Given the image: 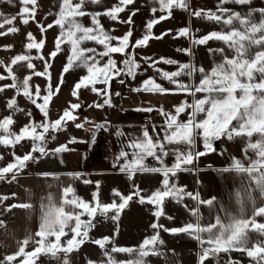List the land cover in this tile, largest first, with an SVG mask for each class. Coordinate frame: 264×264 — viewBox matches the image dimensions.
Returning <instances> with one entry per match:
<instances>
[{
	"label": "snow or ice",
	"instance_id": "snow-or-ice-1",
	"mask_svg": "<svg viewBox=\"0 0 264 264\" xmlns=\"http://www.w3.org/2000/svg\"><path fill=\"white\" fill-rule=\"evenodd\" d=\"M6 3L15 6L14 0H5ZM38 0H18L19 11L16 15H5L0 12V36L17 33L19 29L14 26L17 17L21 23L28 24L30 19H35ZM159 10L166 15H161L157 19L148 21L146 28L149 30L141 38L131 41L133 30H129L121 37H113L109 30H106L100 22V17L107 16L113 21L134 24L133 16L139 9H133L126 21H121L119 14L128 10V7L134 5L135 0H118L111 7H105L104 10L96 12L86 11V5H103V0H60L59 10L56 13L57 18L46 26L39 25L42 32L51 29L54 25L58 26L60 31L55 39L54 50L49 53L51 59L64 51L62 44L69 46V53L66 57V64L63 66L59 83L55 89L51 83L52 74L49 69L52 65L43 55L35 57L44 62V71H36L33 64L34 57L30 54L32 49L40 50L45 45V40L36 41L31 32L27 34L28 43L25 49L28 54L21 53L5 63L0 59V67L4 68V73H0V81L10 79L11 84L0 85V93L5 89H15L16 94H22L42 113L44 120L37 122L30 119L29 123L22 126L19 132L12 131L11 126L15 123L13 115H8L0 119V146L12 147L20 145L21 141H31V149L24 155H17L12 152L13 161L0 167V180H5L8 174H11V180H16L17 176L27 167L28 162H39L41 157L69 151L67 144L59 145L55 149H47V134L51 130L53 133L66 130L68 122H75L78 116L75 115L81 105L79 103H69L62 114L55 121L49 119V105L54 95L60 91L64 83V74L74 68H84L86 74L83 75L74 85L71 95L79 99V90H91L97 96L103 97V103H95L89 107L102 108L111 106V81L121 75L136 77L140 64L137 62L134 50L138 47H145L152 38L162 39L167 35L168 30L160 36H153L151 29L162 20L168 19L172 15L173 8L188 10V0H157ZM228 3L241 6H249L248 11L239 12L224 7ZM252 0H219L216 11L211 9L193 10L192 15L197 18L215 21L228 28L229 31H211L206 35L197 37L190 26L182 27L176 32L178 37H188L193 46L206 45L210 40L223 42L227 49L232 52L229 56L224 48L209 49L210 52L220 53L222 60L214 63L210 70H205L202 66L197 67L193 63L181 64L176 60L161 57L159 62L166 64H177L176 71L168 72L157 69L160 75L175 85V88L168 89L158 83L153 77L142 82V85L133 89L134 91L148 93H183L192 96V102L182 101L174 106V113L167 112L162 107L158 110L164 117V123L161 131L153 136L148 127H143L142 136L131 139L127 147L132 149L131 160L129 152L121 150L117 160L123 158L124 163L120 165V172L126 173L129 179H133L137 173H151L162 176L160 187L151 191L150 194L143 193L138 185H134L135 191L124 195L118 189H113V195L119 197L120 202L115 200L112 203H101L99 194H93V202L83 200L75 193L71 186L62 190L61 201L57 204L51 194L47 196V203L41 202V215L38 230L32 234L29 233L21 241H17V251L4 256L0 264H37L41 255H51L57 257L60 252L65 253L62 264H68L67 254L74 250H79L88 238L90 228L95 225L92 221L99 214L107 216L110 211L114 212L112 220H118L121 212L137 198L141 204H149L155 208L153 215L159 219L164 213V203L167 199H173L177 202L183 200L185 196L197 201V207L192 208L191 214L195 217V222L186 223L179 228L164 229L172 234L186 233L190 238L195 239L201 248L198 254L197 264H205L209 259H217L221 253L239 251L245 253L250 258L251 264H264V223L257 221V217H264V8H251ZM155 13L157 8L153 7ZM260 19L256 20V14ZM91 17L92 25L85 26L81 22L84 16ZM238 25V27L236 26ZM196 31H199L198 29ZM117 43L113 44L112 41ZM95 42L103 47V51H97L95 47H83L86 42ZM5 50L10 49L11 45L3 46ZM132 52H129V49ZM253 49L256 51L253 52ZM178 51L192 54V49H178ZM121 54L125 57L119 67L113 54ZM107 57L105 61L104 58ZM150 67H156L158 61L152 58H145ZM33 70L29 75L21 79L17 72L21 68ZM199 72L202 76L198 84H188L178 80L182 75L193 77ZM33 76L45 77L48 81L46 94H41L39 85L35 86L33 91L30 81ZM124 83L123 80L120 81ZM103 85L100 88L97 85ZM197 93H202L201 98H196ZM119 95V93H117ZM40 100L42 102L38 103ZM7 109L13 114L17 111H24L18 108L16 98H10L6 102ZM190 110V111H189ZM137 111L151 112L153 109L143 108ZM186 113L187 120L181 121L180 114ZM31 117V112H27ZM203 115V119H198ZM75 127L82 129L84 123H76ZM94 129L99 130L104 127L102 124H95ZM156 126H152V132H155ZM120 134V133H118ZM227 137L229 140L241 138L246 141L243 152L248 158L249 163L245 165L243 161L233 158L229 167L221 169L222 172H235L248 178V188L245 189V195L237 192V204L239 211L230 212L227 208L221 206V211L225 213L224 217L217 214L215 222L202 224V216L199 212L200 205H207L209 208L214 206L215 197L201 199L199 193L185 191L184 187L178 186L173 178L181 171H188L195 161L207 154L213 149V141ZM52 135L51 139H55ZM95 137L93 136V139ZM197 138L203 142L204 151L196 150ZM76 138H71L69 143H75ZM251 151L253 157H249ZM39 153V156L34 155ZM169 155L174 157L171 165L165 163V158ZM153 158L159 164V167H149L145 161L147 158ZM0 154V160H3ZM48 175V174H42ZM76 175L79 174H69ZM90 183V181H84ZM99 185V182H97ZM254 192H258L259 203H257ZM15 197V193L12 194ZM9 199L8 196H0V203ZM250 202L252 205L251 215L245 214V204ZM13 207L31 209L30 203L10 205L5 211H10ZM70 209V210H66ZM87 215V221L81 217ZM171 219V217H169ZM0 221V225H3ZM151 227L156 230L164 226L153 223ZM71 233V238L62 242ZM255 234L259 239L253 240ZM54 237V239H52ZM105 249L104 255L106 262L101 264H147L146 257L149 254H157V244L162 245L158 232L151 237H145L138 247H120L115 246L111 237H102L91 241ZM113 243L111 250L106 249L108 243ZM31 246V250H26ZM113 253H136V258L126 261H118L112 255ZM88 264H96L95 261H89ZM228 264H240L239 261L229 260Z\"/></svg>",
	"mask_w": 264,
	"mask_h": 264
},
{
	"label": "crops",
	"instance_id": "crops-1",
	"mask_svg": "<svg viewBox=\"0 0 264 264\" xmlns=\"http://www.w3.org/2000/svg\"><path fill=\"white\" fill-rule=\"evenodd\" d=\"M188 3V10L173 8L170 18L160 21L151 29L153 36H160L168 30H172L171 32H168L162 39H150L145 47L135 48V57L140 64V69L136 77L133 79L131 76L123 75L121 79L115 78L112 80V105H106L100 109L93 106L92 115L95 116L96 122H92L91 119L89 122L80 121V123L85 124V127L82 129L76 128L75 124L74 126L66 125V130L63 134H61L62 131L55 133L51 130L49 131L48 135H55L56 138L53 140L51 137H48L47 149H55L63 144H67L69 149H71L66 151L67 160L64 159L65 161H59L60 164H63V167H58L56 164L57 157L55 159L56 165L51 162L48 164L42 163L43 161L39 159V162L31 163L33 165L32 169L29 171H22L13 183H10L11 174H8L5 180H0V196L9 193L11 205L22 203H30L33 205L31 209L13 207L11 208V216L1 220L4 222L3 225H0L1 255L6 256L17 251V241L23 240L26 235L29 233L34 234L38 230L41 215V202L43 201V203L46 204L48 202L46 198L49 194H51L55 202L59 204L63 188L71 186L75 189L76 195L80 197V192L86 190L85 187L87 183H84V181L89 179L86 176L87 174L88 177L95 178L96 187L99 190V199L101 198L102 203H112L114 200L117 203L120 202L118 201L119 197L113 195V189H118L124 195H128L135 191L134 185H138L143 189L142 194H150L151 191L160 187L162 176L159 174L137 173L133 179H129L126 173H122L119 170L120 165L124 163L123 158L117 160V157L120 151L124 150L129 152V160H131L132 149L128 148L127 144L131 139L142 136L144 126L148 127L153 136L159 133L161 138L163 137L161 128L164 123V117L161 116L158 110L160 107L167 112L174 113V106L179 105L184 100L191 103L193 98L183 93L159 94L144 91L137 92L133 89L140 87L142 82L149 77H153L165 88H175V85L164 79L157 69L172 72L178 69V65L159 62L161 57L176 60L181 64L193 63L197 67L202 66L207 71L213 67L214 63L220 62L223 58L220 53L210 52L209 49L224 48L229 56L232 55V52L227 49L226 45L221 41L210 40L206 45L193 46L190 38L176 36L178 29L186 26H190L197 37L206 35L211 31L230 30V28L221 23L197 18L192 15L193 10L198 9H211L216 11L219 0H188ZM153 7L157 8L155 13L151 10ZM224 7L246 13L249 6L228 3L224 5ZM250 7L264 8V0H252ZM133 9H139V11L132 18L134 24H127V31L130 27L133 30V36L131 37L132 43L149 31L146 28L148 21L157 19L161 15H166V13H162L159 10L157 0H135L134 5L129 6L128 10L120 13L121 17L127 20ZM255 19H260L258 13ZM236 26L238 27V25ZM197 29L199 31H196ZM187 48L192 49L191 55L178 51V49ZM132 51L133 50L130 48L129 52ZM254 51H256V49H253V52ZM148 57L158 61L156 67L149 66V62L145 59ZM201 78V74L197 72L193 77L182 75L177 79L188 84H198ZM121 80H123L124 83H121ZM97 87H99V84ZM117 93H119V95H117ZM202 95V93H197L196 98H201ZM96 97L103 101V97ZM94 102L97 103L98 101ZM94 102H88L87 108H89V105H94ZM100 104L102 103L100 102ZM149 107H151L153 111H137V109ZM187 118L186 113H182L179 116L181 121H186ZM0 119H2L1 104ZM198 119H203V115L198 117ZM105 121L108 122L109 126L115 128V136L109 150L104 149L101 141L96 138L97 131L93 127L95 124H102V122ZM153 125L156 126L155 132H152ZM93 136L95 137L94 139ZM73 137L76 138L77 142L69 143ZM212 143L214 150H209L206 155L199 157L195 163L190 166L188 171H181L173 178L178 186L185 188V191L194 194L199 193L201 199L216 198L212 208H209L207 205L199 206L202 224H207L209 222L214 223L217 214L224 217L225 213L221 211V206L227 208L234 214L237 213L239 211V205L236 199L237 192L239 191L243 196L245 195V189L248 188L247 176H242L235 172L220 171L221 169L229 167L234 157L243 161L245 165L249 163L248 158L243 152L246 141L241 138L229 140L227 137H222L218 140V145H215L214 141ZM196 150H205L203 142L199 138H197ZM0 154L4 157L3 160H0V167L6 166V164L10 162V157L5 146H0ZM49 155L50 157L53 156L51 152ZM248 156L254 158V154L251 151H249ZM173 161L174 157L172 155L165 158V163L168 165H171ZM145 163L149 167H159L158 162L151 157L147 158ZM29 167L25 169L27 170ZM70 173L79 175H69ZM42 174L48 175L45 176ZM97 182H99V185H97ZM13 193H15V197L12 196ZM253 195L256 196L257 203H259L260 198L258 192H254ZM139 204L141 203L134 197L133 201L129 202V205L125 209H136ZM195 207H197V201L187 196L180 202L167 199L164 203L165 215L157 219L153 215L155 208L149 204H142L145 213L133 215L131 212L129 214L131 216L129 225L132 226L140 223L144 225V228H142L141 231H128L126 234L129 235L130 238H135L131 235L137 233V239L140 236L145 238L150 234L153 235V233L155 234L158 232L159 235L171 238L172 240H181L180 243L176 242L174 244L170 243V245H163L162 249L173 248L174 250L182 252L191 249L196 252V258H198L201 248L195 239L190 238L186 233L172 234L164 230L179 228L186 223L195 222V217L192 216L190 211ZM251 208V203L246 202V215H251ZM169 217H171V219H169ZM256 219L258 222L264 223V217H257ZM153 223L161 224L164 227L154 230L151 227ZM259 238L260 237H257L255 234L252 235L253 240ZM133 245L134 244H128L126 247H132ZM26 250H28V248ZM226 255L231 259L246 254L239 251H231L226 253ZM64 257L65 253H58L57 257L53 258L54 264H62ZM79 257L80 255L76 251L68 253V264H80Z\"/></svg>",
	"mask_w": 264,
	"mask_h": 264
},
{
	"label": "rangeland",
	"instance_id": "rangeland-1",
	"mask_svg": "<svg viewBox=\"0 0 264 264\" xmlns=\"http://www.w3.org/2000/svg\"><path fill=\"white\" fill-rule=\"evenodd\" d=\"M118 0H103V5L97 6L94 4H88L86 5V11L88 12H96V11H103L105 7H111L114 4H116ZM15 6L10 5L5 2V0H0V12H3L5 15H16L19 11V3L18 0H14ZM60 0H38L37 2V11L35 15V19H30L28 24L21 23V20L19 17L14 22V26L19 29L17 33L8 34L6 36H0V59H3L5 63H7L11 57H14L17 54L21 53H27V50L25 49V45L28 43L27 40V34L31 32L33 36L35 37L36 41H39L40 39L45 40V45L42 49H32L30 54L34 57L33 64L35 65L36 71H44V62L35 59V57L39 55H43L46 59L49 60V63L52 65V67L49 69V71L52 74V80L51 83L53 85V89H55V86L57 83H59L60 80V74L62 71L63 66L66 64V57L69 53V46L67 44H62L61 47L64 49L62 53H59L55 59H51L49 57V53H51L54 50V44L55 39L59 35V27L53 26L51 29H47V31L42 32L40 30L39 25H43L45 28L48 24L52 23L56 18V13L59 10ZM121 21H126L121 15L119 14ZM81 19V22L85 26H91L92 20L89 16H84ZM100 22L103 25V27L106 30L110 31V34L113 37H121L127 32V23H121L119 21H113L109 19L107 16H101ZM7 26L5 29H0V31H6ZM113 44H116L117 41L113 40ZM5 45H11L12 47L8 50H5L3 46ZM83 47H95L97 51H103V47L100 45H97L95 42L89 41L86 42ZM129 51V50H128ZM113 58L117 61V64L119 67H123V64L120 63L125 59V57L121 54H113ZM104 60H107V57L104 58ZM33 70L25 68H21L17 75L23 79L25 75H29ZM0 73H4V68L0 67ZM86 74V70L84 68H74L70 70L69 72L64 74V83L62 84L60 91L57 95H54L52 100L50 101L49 105V118L51 121H55L60 114L63 113V111L69 107V103H79L81 107L76 110L75 115L78 116V120L75 122H68L67 125L74 126L76 123L81 122H89L91 119L92 122H96L95 116L92 115L94 107H88V102H94L98 101L97 103H103L100 99H97V95L93 93L90 89H81L79 90V99L73 97L71 95V92L73 90V87L75 83ZM123 75L117 78H122ZM12 81L10 79H6L3 81H0V85L5 84H11ZM47 79L45 77H37L33 76L30 85L33 88V91L35 90V86L39 85L41 89V94H46V88H47ZM112 83V81H111ZM99 87H104L103 85L99 84ZM111 88L113 89V86L111 85ZM16 98L17 106L20 109H23L24 111H17L13 114V112L6 107V102L10 98ZM112 97V94H111ZM38 103L42 102L40 100L37 101ZM0 104H1V113H2V119L3 117H6L8 115H13V119L15 123L11 126L12 131L19 132L20 128L24 126L25 124L29 123L30 119H34L37 122L43 121L44 117L42 113L39 111L38 108H36L35 105H33L26 97H24L22 94L17 95L15 89H5L2 93H0ZM95 104V102L93 103ZM100 109V108H99ZM27 112H31V117L27 115ZM92 116V117H91ZM81 119V120H80ZM72 123V124H71ZM106 123V124H105ZM106 128L108 127V122H102V125ZM101 129V128H100ZM97 131V130H96ZM78 132V131H77ZM65 133V130L62 131L61 134ZM47 137H52V135H48ZM97 138V137H96ZM100 140L99 138H97ZM101 141V140H100ZM48 144V142H47ZM215 148V147H214ZM10 162L13 161V155L12 152L14 151L17 155H24L31 149V141H21L20 145L15 146V148L12 147H6ZM34 155L39 156V153H34ZM57 157V165L58 167H63V164H60V160H67L66 152L59 153L56 155H53L50 157V155L41 157L40 160H42V163H54L55 159ZM64 160V161H65ZM63 161V162H64ZM33 162H28L27 167H29L27 170L23 171H29L33 168V165L31 164ZM55 164V165H56ZM29 165V166H28ZM87 178H89L87 181H90V183H87L86 190H82L80 192V197L83 198V200L88 202H93V194L97 193L99 190L96 187V181L94 177H88V174L86 175ZM11 180V179H10ZM15 181V180H14ZM14 181H10V183H13ZM101 195V193H100ZM4 196H8L9 199L3 201L2 204H0V221L2 219H5L6 217L11 216V211H5L4 209L11 205L10 202V196L9 193L5 194ZM100 202L101 198L99 199ZM120 201V199L118 200ZM130 211V212H129ZM132 212L133 215L138 214H144L145 209L142 208V204L137 205V208H133L131 210L125 209L121 212L118 220H112L111 217L114 215L113 211H110L107 216H101L97 215L95 219L92 221V223L95 225L94 227L90 228L88 238L86 239L85 243L79 247V250H74L79 253L80 257V264H88V262L95 261L96 264H101V262H106L107 257L104 255L105 249H102L100 246L96 245L95 243H92L91 241L100 239L102 237H111L114 241L115 246L120 247H126L128 244H134L132 247H138L142 241L145 239L144 237L140 236L136 239V234L133 233L135 238H130L129 235L126 234L128 231H141L142 228H144L143 224L137 223L134 225H129L130 220V213ZM154 212V211H153ZM82 220L87 221L89 217L87 215H84L81 217ZM147 228V227H146ZM135 234V235H134ZM150 234V233H148ZM154 234V233H153ZM71 233L65 238H62V242L66 239L71 238ZM152 235H148L147 237H151ZM160 240L163 241V244H157L156 246V253L157 254H149L146 257L147 264H197L196 260L198 261V258H196V252L194 250H187V251H177L172 249H162L163 245H170V243H180L181 240H172L171 238L159 235ZM54 239V237L52 238ZM113 247V243H108L106 245L107 250H111ZM160 249V250H159ZM31 250V247L28 248V251ZM116 260L118 261H126L136 258V253H113L112 254ZM4 255H1L0 253V260H3ZM53 258L50 254L49 255H41L39 260L37 261V264H54ZM229 260L239 261L240 264H251L250 258L247 257V255L239 256V257H233V258H225L221 254L218 257L219 264L220 262H225V264H228ZM205 264H217V259H209L205 262Z\"/></svg>",
	"mask_w": 264,
	"mask_h": 264
},
{
	"label": "built area",
	"instance_id": "built-area-1",
	"mask_svg": "<svg viewBox=\"0 0 264 264\" xmlns=\"http://www.w3.org/2000/svg\"><path fill=\"white\" fill-rule=\"evenodd\" d=\"M114 136L115 128L113 126L101 128L96 132V137L101 140L102 146L106 150H109L111 148ZM220 264H225V262H220Z\"/></svg>",
	"mask_w": 264,
	"mask_h": 264
},
{
	"label": "trees",
	"instance_id": "trees-1",
	"mask_svg": "<svg viewBox=\"0 0 264 264\" xmlns=\"http://www.w3.org/2000/svg\"><path fill=\"white\" fill-rule=\"evenodd\" d=\"M222 256H224L225 258H228L226 253H221Z\"/></svg>",
	"mask_w": 264,
	"mask_h": 264
},
{
	"label": "water",
	"instance_id": "water-1",
	"mask_svg": "<svg viewBox=\"0 0 264 264\" xmlns=\"http://www.w3.org/2000/svg\"><path fill=\"white\" fill-rule=\"evenodd\" d=\"M214 144H215V145H218V140H215V141H214Z\"/></svg>",
	"mask_w": 264,
	"mask_h": 264
}]
</instances>
